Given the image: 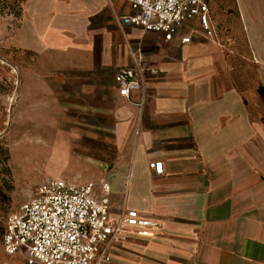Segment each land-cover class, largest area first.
Returning a JSON list of instances; mask_svg holds the SVG:
<instances>
[{
    "label": "crops",
    "instance_id": "1",
    "mask_svg": "<svg viewBox=\"0 0 264 264\" xmlns=\"http://www.w3.org/2000/svg\"><path fill=\"white\" fill-rule=\"evenodd\" d=\"M205 2L215 38L194 19L167 42L121 23L129 0H19L7 43L34 57L36 96L87 120L42 140L53 164L39 182L104 180L111 222L157 224L124 227L105 264H264V0ZM137 62L126 101L114 76Z\"/></svg>",
    "mask_w": 264,
    "mask_h": 264
},
{
    "label": "built area",
    "instance_id": "2",
    "mask_svg": "<svg viewBox=\"0 0 264 264\" xmlns=\"http://www.w3.org/2000/svg\"><path fill=\"white\" fill-rule=\"evenodd\" d=\"M132 14L123 25L158 33L171 41L179 29L196 19L206 39H214L205 0H129ZM189 38L181 39L182 45ZM138 60L137 57H134ZM143 70L137 64L120 68L114 76L119 97L130 100L141 87ZM143 99L137 103L141 107ZM149 168L162 174L161 163ZM110 187L106 181L74 186L64 180L40 184L28 202L11 211L5 220L2 248L9 257L21 256L25 264H105L108 247L120 240L124 227L138 228L142 237L152 235L153 221L127 212L117 222L108 217Z\"/></svg>",
    "mask_w": 264,
    "mask_h": 264
},
{
    "label": "rangeland",
    "instance_id": "3",
    "mask_svg": "<svg viewBox=\"0 0 264 264\" xmlns=\"http://www.w3.org/2000/svg\"><path fill=\"white\" fill-rule=\"evenodd\" d=\"M19 10V0H0V264H25L21 256L4 253L3 231L7 215L32 199L40 179L52 168V152L43 151L41 157L43 141L53 135L67 137L87 121L82 112L69 110L65 99L57 103L51 93H44L41 103L36 96V78L28 72L34 57L7 43ZM48 129L54 132L50 137L43 134ZM89 156L99 159L98 152Z\"/></svg>",
    "mask_w": 264,
    "mask_h": 264
},
{
    "label": "bare ground",
    "instance_id": "4",
    "mask_svg": "<svg viewBox=\"0 0 264 264\" xmlns=\"http://www.w3.org/2000/svg\"><path fill=\"white\" fill-rule=\"evenodd\" d=\"M40 124H42V123H40ZM52 133H54L53 130L52 129H48L47 131H44L43 134H44V136L50 137L52 135ZM53 136H51L50 138H52Z\"/></svg>",
    "mask_w": 264,
    "mask_h": 264
},
{
    "label": "trees",
    "instance_id": "5",
    "mask_svg": "<svg viewBox=\"0 0 264 264\" xmlns=\"http://www.w3.org/2000/svg\"><path fill=\"white\" fill-rule=\"evenodd\" d=\"M19 12H20V10H19ZM3 233H4V231H3Z\"/></svg>",
    "mask_w": 264,
    "mask_h": 264
}]
</instances>
